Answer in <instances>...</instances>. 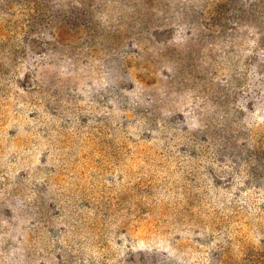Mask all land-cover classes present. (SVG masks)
Returning a JSON list of instances; mask_svg holds the SVG:
<instances>
[{"label":"rangeland","instance_id":"1","mask_svg":"<svg viewBox=\"0 0 264 264\" xmlns=\"http://www.w3.org/2000/svg\"><path fill=\"white\" fill-rule=\"evenodd\" d=\"M0 264H264V0H0Z\"/></svg>","mask_w":264,"mask_h":264}]
</instances>
